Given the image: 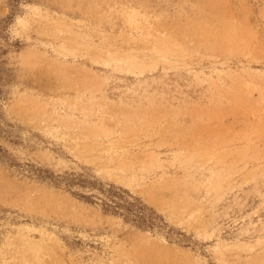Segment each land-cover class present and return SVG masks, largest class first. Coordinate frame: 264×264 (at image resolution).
Here are the masks:
<instances>
[{"label":"rangeland","instance_id":"rangeland-1","mask_svg":"<svg viewBox=\"0 0 264 264\" xmlns=\"http://www.w3.org/2000/svg\"><path fill=\"white\" fill-rule=\"evenodd\" d=\"M0 264H264V0H0Z\"/></svg>","mask_w":264,"mask_h":264},{"label":"bare ground","instance_id":"bare-ground-1","mask_svg":"<svg viewBox=\"0 0 264 264\" xmlns=\"http://www.w3.org/2000/svg\"><path fill=\"white\" fill-rule=\"evenodd\" d=\"M34 9H36L37 10V7H34ZM37 14V13H36ZM35 15V14H34ZM39 15V14H38ZM41 17V16H40ZM20 19V18H19ZM18 19V20H19ZM26 24H27V22L26 21H24V25L26 26ZM224 26V25H223ZM231 38V37H230ZM233 39V38H232ZM166 46V45H165ZM165 49V48H164ZM166 50V49H165ZM155 51V50H154ZM165 52V51H164ZM159 53V52H158ZM108 57V56H107ZM109 58H110V56H109ZM117 60V59H116ZM115 60V61H116ZM117 61H122V62H129L128 61V57L127 58H124V59H119V60H117ZM131 62H132V60H131ZM124 63V64H125ZM134 63H135V65H137V67H138V63L136 62V61H134ZM133 69V68H132ZM221 72V71H220ZM216 73V72H215ZM218 74H220L219 72H218ZM202 75V73L200 74L199 72H194V74H193V76L195 77H200ZM203 78H206V77H203ZM232 92H233V90H232ZM254 92V91H253ZM242 97V96H241ZM54 111V110H53ZM54 112H52L51 114H53ZM55 114V113H54ZM57 114V113H56ZM54 115L55 117H57V115ZM60 116V115H59ZM63 117V116H62ZM53 120V119H52ZM54 121H56L57 123H58V125H63V122H65V121H69V119H65V118H61V119H56L55 118V120ZM61 123V124H60ZM68 123V122H67ZM87 124V123H86ZM76 125L78 126V124L76 123ZM82 126V125H81ZM84 126V125H83ZM86 128V127H85ZM96 134V133H95ZM108 143H109V141H108ZM87 146V145H86ZM84 148V147H83ZM155 158V157H154ZM154 160H156V159H154ZM157 179V178H156ZM155 179V180H156ZM143 180V179H142ZM144 182H145V180H144ZM156 201V200H155ZM23 235V234H22ZM43 235V234H42ZM46 235V234H45ZM26 236V235H25ZM24 236V237H25ZM21 237V236H20ZM25 239V238H24ZM21 240V239H20ZM22 241V240H21ZM23 241H25V242H23V244H26V245H28L27 246V248L28 249H25V251L31 256V257H35L34 259H36L37 258V260H39V256H40V254L42 253L43 254V252H45L46 250V248H45V245H44V242L41 240L40 242H32L31 240H28V239H25V240H23ZM221 244H218L217 243V245L215 246V247H219ZM22 246V245H21ZM224 246V245H223ZM23 248H25V246H22ZM22 248V249H23ZM45 255V254H44ZM33 259V258H32ZM36 261V260H35ZM40 261V260H39Z\"/></svg>","mask_w":264,"mask_h":264}]
</instances>
